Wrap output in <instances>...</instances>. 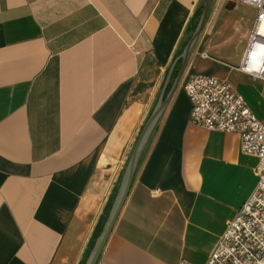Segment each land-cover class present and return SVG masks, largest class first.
Listing matches in <instances>:
<instances>
[{
  "label": "crops",
  "instance_id": "1",
  "mask_svg": "<svg viewBox=\"0 0 264 264\" xmlns=\"http://www.w3.org/2000/svg\"><path fill=\"white\" fill-rule=\"evenodd\" d=\"M202 1L0 0V264H88ZM215 1L96 264H204L257 184L238 133L190 119L185 82L207 74L264 120V83L239 69L257 9Z\"/></svg>",
  "mask_w": 264,
  "mask_h": 264
},
{
  "label": "built area",
  "instance_id": "2",
  "mask_svg": "<svg viewBox=\"0 0 264 264\" xmlns=\"http://www.w3.org/2000/svg\"><path fill=\"white\" fill-rule=\"evenodd\" d=\"M234 2H245L257 9V20L239 69L264 83V0ZM203 56L210 57L207 52H203ZM185 83L192 123L210 131L238 133L242 151L259 159L255 170L258 180L253 192L227 221L204 264H264V120L230 82L216 75L197 74ZM180 264L197 263L182 259Z\"/></svg>",
  "mask_w": 264,
  "mask_h": 264
},
{
  "label": "water",
  "instance_id": "3",
  "mask_svg": "<svg viewBox=\"0 0 264 264\" xmlns=\"http://www.w3.org/2000/svg\"><path fill=\"white\" fill-rule=\"evenodd\" d=\"M211 1L212 0H206L204 3V9L202 12V15L200 17V21L198 23V26L195 30V32L193 33L192 38L190 39V41L187 43L186 47L184 48V53L182 56V65H181V70L176 78V80L174 81V85L172 87V89L170 90L169 94L167 95V97L165 98V100L158 104L157 107L153 110V112L151 113L149 119L146 121V123L143 125L142 129L140 130V134L137 138V141L135 143L134 146V150L128 160V165L126 167V170L123 174V183H122V188L120 191V197L117 200V202L115 203L113 209H112V213L107 221L106 224V228L104 229V231L102 232V234L100 235L99 239H98V244L95 247L91 257L89 258V262L88 264H96L98 257L102 251V249L104 248L105 244H106V240L108 239V236L110 234V232L113 229V225L115 223V221L117 220L121 209L123 207V204L125 202V200L128 197V193L130 191L131 185L133 183V177L137 168V161L139 158V155L143 149V145L146 143V141L148 140L149 136L152 133V129L154 127V125L156 124L157 120L159 119V117L161 116V113L164 111V109L167 107V104L169 103V101L171 100L170 98L172 97L173 93L175 92V90L177 89V87L179 86V81L182 77V74L185 70V66L187 64L189 55L191 53V48L192 46L195 44L196 40L199 38L200 33L202 32V30L204 29L205 25H206V21H207V16L211 7Z\"/></svg>",
  "mask_w": 264,
  "mask_h": 264
},
{
  "label": "trees",
  "instance_id": "4",
  "mask_svg": "<svg viewBox=\"0 0 264 264\" xmlns=\"http://www.w3.org/2000/svg\"><path fill=\"white\" fill-rule=\"evenodd\" d=\"M206 0H203L202 2H201V4L198 6V8L196 9V11H195V14H194V16H193V20H192V22H191V28H192V31H193V33L195 32V30H196V28H197V26H198V23H199V21H200V17H201V15H202V12H203V9H204V2H205ZM229 5V7L231 8L233 5H230V4H228ZM209 17H210V10H209V13H208V16H207V21H206V24H207V22L209 21ZM179 70H180V68H177V69H175V72L173 73V79L177 76V74L179 73ZM173 84H170V87L172 86ZM142 129V128H141ZM156 128H154V130H155ZM153 130V131H154ZM138 166H139V160H138ZM138 166H137V169H138ZM137 171V170H136ZM124 172H125V170L123 171V173H122V176H123V174H124ZM136 174V173H135Z\"/></svg>",
  "mask_w": 264,
  "mask_h": 264
},
{
  "label": "rangeland",
  "instance_id": "5",
  "mask_svg": "<svg viewBox=\"0 0 264 264\" xmlns=\"http://www.w3.org/2000/svg\"><path fill=\"white\" fill-rule=\"evenodd\" d=\"M215 1V0H214ZM233 1L234 0H229V2H227L228 4H230V5H232V3H233ZM215 4V6L213 5V10H212V12H211V15H210V17L212 16V14H213V12H214V9L216 10V8H218L219 6V3H217V1H215L214 2ZM228 7H229V5H227ZM215 7V8H214ZM220 9V8H219ZM218 13V12H217ZM210 17H209V19H210ZM209 22V21H208ZM205 29H206V26L204 27V29L202 30V32L200 33V35L201 34H203V33H205ZM172 81H173V79H172ZM168 90H169V88H168ZM140 134V133H139ZM139 134H138V136H139ZM138 136H137V138H138ZM137 138L132 142V145H131V147H130V150H129V152H128V158H127V163H128V160H129V158H130V156H131V154H132V152H133V150H134V146H135V143H136V141H137Z\"/></svg>",
  "mask_w": 264,
  "mask_h": 264
}]
</instances>
